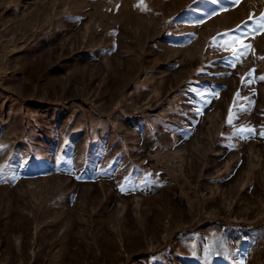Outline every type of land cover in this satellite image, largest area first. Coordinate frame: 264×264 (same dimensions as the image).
<instances>
[{
    "label": "rangeland",
    "instance_id": "1",
    "mask_svg": "<svg viewBox=\"0 0 264 264\" xmlns=\"http://www.w3.org/2000/svg\"><path fill=\"white\" fill-rule=\"evenodd\" d=\"M262 13L0 0V264H264Z\"/></svg>",
    "mask_w": 264,
    "mask_h": 264
},
{
    "label": "snow or ice",
    "instance_id": "2",
    "mask_svg": "<svg viewBox=\"0 0 264 264\" xmlns=\"http://www.w3.org/2000/svg\"><path fill=\"white\" fill-rule=\"evenodd\" d=\"M213 2H217V0H213ZM251 15H254V14H250V16ZM260 22H261V26L264 27V13H262L260 16ZM242 47L246 50V49L250 48V45H242ZM262 79H264V77H262ZM260 135L264 136V132H261ZM122 190H123V188H122Z\"/></svg>",
    "mask_w": 264,
    "mask_h": 264
}]
</instances>
